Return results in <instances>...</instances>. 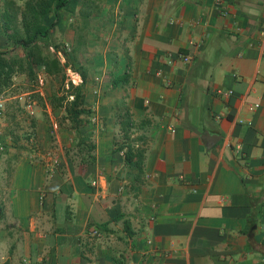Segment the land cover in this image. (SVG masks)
I'll return each instance as SVG.
<instances>
[{"label":"crops","instance_id":"obj_1","mask_svg":"<svg viewBox=\"0 0 264 264\" xmlns=\"http://www.w3.org/2000/svg\"><path fill=\"white\" fill-rule=\"evenodd\" d=\"M84 1L52 37L74 36ZM80 58L78 130L42 89L34 115L0 110V264H264V0H94ZM126 108L139 178L117 150ZM80 138L94 163L66 154Z\"/></svg>","mask_w":264,"mask_h":264},{"label":"trees","instance_id":"obj_2","mask_svg":"<svg viewBox=\"0 0 264 264\" xmlns=\"http://www.w3.org/2000/svg\"><path fill=\"white\" fill-rule=\"evenodd\" d=\"M70 1L0 0L5 34L10 44L7 48H0V95L5 94L12 97L10 108L19 110L21 103L16 96L20 94L23 85H29V88L24 87V89H27L26 91L32 98L38 100L40 106L45 107L43 95L38 91L35 92L40 82L39 75L42 73L49 77L59 76L63 84L60 91L53 94L50 103L53 107H64L65 119H69L72 129L78 130L92 114V110L83 102L86 74L82 73L79 85L70 84L66 87L65 80L67 69L74 66L71 60L79 62L80 55L87 46L94 0L84 1L81 15L71 25L75 38L74 43L68 49L67 45L60 46L53 42L52 32L58 27L61 12ZM60 48L65 55V61L57 53ZM19 76L24 77V83L16 84V78ZM129 77V72H125L119 79H116L115 84L125 83ZM71 95L74 99H70ZM0 110L3 109L0 108ZM119 119L123 130V142L117 150L124 153L127 164L138 168L137 178H139L144 173L147 149L144 143H136L140 139L143 141L142 137H132L135 126L129 108H126ZM14 132L12 131L11 134L16 140ZM26 138L29 136L27 135ZM95 151L96 143L92 139L80 138L72 148L67 149L66 154L74 162L90 164L96 161Z\"/></svg>","mask_w":264,"mask_h":264},{"label":"built area","instance_id":"obj_3","mask_svg":"<svg viewBox=\"0 0 264 264\" xmlns=\"http://www.w3.org/2000/svg\"><path fill=\"white\" fill-rule=\"evenodd\" d=\"M184 61L185 62H189L190 61V57L187 55H184ZM81 78L82 75L78 70L72 69L71 67H69L67 69L66 72V80H65V84L66 87H69L70 84H74V85H79L81 82ZM39 79L41 82L39 83H43V76L42 74L39 75ZM233 90H230L227 92V94H233ZM218 94H226V92L223 89H218L217 90ZM16 98H18V100L20 101L21 105L23 106V108L30 114V115H34L36 112V105H37V101L31 97L30 93H20L16 96ZM7 96L5 94L0 95V108L4 109L5 108V102H6ZM70 99H74V96L71 95ZM259 107L258 104H255L252 106V108H256ZM57 127V126H56ZM239 149L241 148V146H237ZM95 183V182H94ZM97 232V231H96Z\"/></svg>","mask_w":264,"mask_h":264},{"label":"rangeland","instance_id":"obj_4","mask_svg":"<svg viewBox=\"0 0 264 264\" xmlns=\"http://www.w3.org/2000/svg\"><path fill=\"white\" fill-rule=\"evenodd\" d=\"M72 5H73V3H72ZM70 8H72L71 6H70ZM69 22V21H68ZM73 23H74V21H73ZM60 30H61V28H59L58 29V31L55 33V34H53V42L55 43V44H59L60 46H63V45H66V42L65 41H67L68 40V37H69V39H71V35H68L67 36V38L64 36V35H62L61 36V32H60ZM56 34H57V36H56ZM72 38H75V34H74V36L72 37ZM65 39V40H64ZM74 40V39H73ZM66 47H68L69 48V45H67ZM51 48L54 50V47L53 46H51ZM60 51L59 52H57V53H59V55H60V57L65 61L66 59H65V55H63L64 53H63V50L60 48L59 49ZM71 62H72V64L74 65V66H71V68L72 69H75V70H79V66H77L78 65V63L76 62V61H74V59H72L71 60ZM42 74V73H41ZM42 76H43V74H42ZM20 78V77H19ZM19 81H20V83L22 84V83H24V79H18ZM41 82V81H40ZM53 82L52 81H48L44 76H43V83H39L37 86H36V90H35V92L36 91H38V92H40L41 93V89L44 91V96L45 97H47L48 99L50 98V95L51 94H56V93H58L59 91H60V88H61V86H62V84H63V80H62V78L61 77H59V79H58V81H56L55 79H54V83L52 84ZM52 84V85H51ZM24 87L25 88H29V85H23V88L21 89V91L19 92V93H28L26 90L27 89H24ZM36 101H37V105H39V102H38V100L36 99ZM44 102H45V100H44Z\"/></svg>","mask_w":264,"mask_h":264},{"label":"water","instance_id":"obj_5","mask_svg":"<svg viewBox=\"0 0 264 264\" xmlns=\"http://www.w3.org/2000/svg\"><path fill=\"white\" fill-rule=\"evenodd\" d=\"M205 138H206V139L208 140V142L210 143V144H209V147H212L213 144H215V143L220 139L219 136H214V135H212V134H207V135L205 136Z\"/></svg>","mask_w":264,"mask_h":264}]
</instances>
